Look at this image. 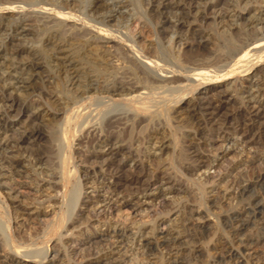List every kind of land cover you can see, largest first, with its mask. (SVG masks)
Segmentation results:
<instances>
[{
  "label": "bare ground",
  "instance_id": "6f19581e",
  "mask_svg": "<svg viewBox=\"0 0 264 264\" xmlns=\"http://www.w3.org/2000/svg\"><path fill=\"white\" fill-rule=\"evenodd\" d=\"M201 1H203V0H201ZM219 1L218 0H212V1L209 0L207 2L205 1L206 3H204V5H199V6L196 5L197 7L196 6H188V8H186V6L184 7V5L183 6L178 5L179 3L177 5H176V3L172 4V3H170V1H169V3L163 2V4H161L162 10H164L166 12V14H165V17L160 22L161 23L160 35L163 36L165 40H167L168 50H170L169 52L173 53V55L175 56V59L177 60L176 62H179L181 67L185 69V72H183L181 74H177L176 71H172L171 69H170V71L169 70L165 71L164 70L165 66H161L162 63L160 65L158 63L156 57H155L156 58L155 60H154V58L153 59H151V57L149 58V56L144 58V55H142V57H141V54L139 52H136L134 50H130V51H127V53L129 52V54L126 55V58L124 57L125 59L123 60L124 61L123 63L134 65L135 67H137L141 71L142 75H144V83L143 84L139 83L140 81L137 82V80H133L130 77L129 78L126 77L125 75L127 73L126 74L124 73L125 75H122V73H121V77L120 78L118 77V79L111 78V77H110L111 78L110 79L107 77V78L103 79L101 82L97 77H95V78H92L93 80H91V79H90L91 81L89 80L90 83H89L86 91L85 92L82 91L83 93L79 94L80 99L82 101V104L81 105L77 104L78 103L77 101L74 104L75 109H76L75 117L74 118L71 117L68 119L69 126H68V128L65 129V135H64L65 136V143L68 141L67 140L69 138L68 135L72 129L71 123H72V125H76L77 120H79V119L83 120V117L88 116L85 120V123L82 124L84 126L83 131L86 134V137H85L86 142L84 141L85 144H83V145L79 144V145L81 147L83 146V148L86 150V152L89 153V156L87 157V159H86V156L83 154L85 159L87 160V164L91 163V166L94 164L99 166L98 171L97 170H93V172H88V171L86 172L85 171V174L83 173L84 176H83V178H81L82 180H79L80 183L76 186L75 192L78 195L80 192V189H82V187H84V185L86 188L88 186V184L91 183L90 181L93 182L92 186L93 185L94 186H93V188L92 187L91 188L94 191L99 189L100 191L104 192L105 198L102 201V203L106 204L105 208L104 209H98L99 202H98V204L91 202L92 208H90L88 213H89L90 219H93L95 221L93 223L94 226H96L95 224H100L102 222H108V225H107L108 228L106 229V232L104 234H105V236H107L109 238V241H111V244L108 243L109 247L106 249V251L99 254L96 258L95 263H93V264H120V263H124L125 262L124 257L127 254L129 255V253H131V252L133 253V251L141 253L144 256V257L142 256V258H144L143 260L148 262L147 264H158V263H161V264L162 263L163 264L164 263L165 264H168V263L169 264H201L200 258H202L201 257L202 256L201 255L202 245L200 242H199L200 244L198 243L199 240L197 241L196 238L198 235H200V232L202 230L207 229V226H206V224L208 223L207 217L205 216L206 215L205 212L200 208H188V209L185 208L182 212H180L178 217L175 216L176 219L173 223L176 224L175 226H177L176 230H175V228H174V230L165 229L168 226V225L166 226V222L160 223L161 225L160 226L158 225L160 228H158V229L154 228L155 230L157 229L156 235L154 234L155 237H150L149 236L150 232H148V233L142 232L138 237H136V235L135 236L132 235L134 233V231L132 233H130L132 231V229L130 230V229L126 228L127 226L122 228V227L117 226V224H116L117 222H115V223L111 222V221H113V220H111V217H110V216H113L112 215V207H111L112 203H114V204L121 203L123 207H128L130 209V211L132 212L131 214L133 215V214H136L137 212H139L143 208L142 206L146 203H150V202L154 203L158 199H161L167 195L170 196L173 194H177V195L181 194V193L184 194L185 192H188V190H189V189L188 190L183 189V187H181L182 185L180 187H176V186L172 185V182L167 175L168 173L166 174L165 171L164 172L160 171L158 174L152 175L151 171H153V170L150 171L149 169H145L143 166V164L145 162H143V160H141V159H138L139 157L136 154L138 146L134 150L133 148L125 145L126 143L124 141H127V140L123 141L122 137L121 138L116 137L115 134H114L115 137L112 136V132H115L116 129L118 131L129 130V132H130V130L136 129V128H143V130H150L148 137H146V141L144 142L146 144V148H145L146 154L145 155L148 158L147 163H149V161L152 159L162 160L163 159L162 157H165V154L169 149V146L167 145L168 141L166 142L165 141L166 138L163 137L165 133L163 132L164 134H161L162 131L158 128L159 125L164 123L167 126L168 124H172L174 122V120L179 124H182L184 121H187V123L190 126H192L191 128L196 129L197 133L202 135L203 140H205V142H207L209 148H211L212 151L214 150V147L217 146L216 152L215 151L213 152L215 154H210V155H213L212 157L210 155L206 156L207 154L206 155H200L201 154L200 151H199L200 154H197L198 151H195L196 154L194 153V156L191 159L192 163L187 165L182 170V171H185L184 174L186 173V176H185L186 178H188V177L191 178L194 176L197 177V175H201V177H202L201 179L203 180L204 183L209 181L212 178H215L216 175L218 176V174L229 165V162L227 161V158L229 157V152L227 150L230 147L239 146V147H241V150L242 149L244 150V149L251 147L252 145H256L259 142L264 145V84H263V81H264V10L259 12V13L256 12L257 14L254 13V10H247V12H245V14L239 13V12L238 13H236V12L231 13V12H228L225 10L221 11L220 6L222 4L220 5L219 3H221V2H219ZM2 2H3V0H2ZM159 2H160V0H159ZM165 2H167V1H165ZM192 2H193V0H192ZM227 2H229V1H227ZM104 3L106 4V1ZM196 3L198 4V2H196ZM4 5H5V3H4ZM5 7H8V6L6 5ZM152 7H153V5H152ZM125 8H126V6H125ZM247 8H248V6H247ZM95 10H96V8H95ZM102 10H104V9H102ZM241 10H242V8H241ZM255 11H257V10L255 9ZM240 12H242V11H240ZM161 14H162V12H161ZM163 15H162V17H163ZM171 15H172V18L170 17ZM115 17H117V16H115ZM191 18L195 22H197V21L200 22L201 26L198 25L199 27H203V25L206 24L207 21L212 20L213 26H215L217 28V30H216L217 33L224 36L226 38L225 40H227V42L233 46V49H228L227 47L222 46L219 43H215V42L213 43L212 42L213 40L211 41V36L207 35L205 32L200 30L201 28L196 29L194 27V25L190 21ZM10 19H11V17H10ZM154 19H155V17H154ZM13 21H15V19ZM5 23H10V22H5ZM23 23H26V22H23ZM212 23L210 25H212ZM22 26H23V24H22ZM128 26H130V25H128ZM130 27L132 28V26H130ZM158 27H160V25ZM3 28H5V27L2 24H0V32L3 31ZM13 29H15V28H13ZM29 29H31V28H29ZM206 29H208V28H206ZM123 30H124V28H123ZM132 30H130V31L133 33ZM127 31H125V32H127ZM3 34L4 33H2V36H3ZM124 35H125V33H124ZM125 36L129 37L128 35H125ZM243 36H245V37H243ZM15 37H17V36H15ZM11 38H13V37L11 36ZM23 38L25 39V37H23ZM51 38H53V37H51ZM130 38H131V36H130ZM19 39H21V38H19ZM26 39H25L24 43L27 41ZM134 40H135V37H134ZM15 41H16V39H15ZM59 41L61 43V40H59ZM101 41H103V40H101ZM129 41H131V40H129ZM135 41H137V39ZM21 42H23V41H21ZM54 42L55 41H53V43ZM19 43H20V41H19ZM103 43H104V41H103ZM137 43H139V41ZM6 44H8V43H6ZM133 44H135V43H133ZM18 45L16 47H18ZM102 45H104V44H102ZM138 45L136 46L137 48L140 47ZM16 47H15V50L13 47L14 51H12V53L9 54L10 56L20 55L22 53V51H17ZM25 47H27V44ZM142 47H141V49H142ZM50 48L52 49V47H50ZM223 48H225V49H223ZM22 49H24V48H22ZM54 49H53V51H54ZM64 49H66V48H64ZM105 49H108V48H105ZM222 49L224 51L226 50L227 52H224ZM148 50H150V49H148ZM46 51H47V49H46ZM58 51H59V49H58ZM24 52H26V51H24ZM28 52H30V51H28ZM49 53H50V50H49ZM5 55H4V57H5ZM7 55H8V53H7ZM104 55H105V53H104ZM108 55H109V53H108ZM108 55H106V56H108ZM154 55L152 54L151 56H154ZM55 56H57V55H55ZM112 56H113V54H112ZM21 57H22V55H21ZM157 57H158V54H157ZM3 58H2V60H3ZM5 58H7V57H5ZM10 58H12V57H10ZM65 58H66V56H65ZM62 59H60V61ZM11 60H14V59H11ZM22 60H23V58H22ZM25 60L27 62V59H25ZM103 60L105 61L104 58H103ZM120 60H122V59H120ZM172 60H174V59H172ZM107 61H110V60L107 59ZM33 62H34V60H33ZM37 62L39 63V60ZM58 63L60 64V62H58ZM9 64H11V63H9ZM35 64H37V63H35ZM75 64H77V63H75ZM110 64H111V62H110ZM165 64L167 66V63H165ZM0 65H4V64L0 63ZM31 66L33 67V64ZM49 66H50L49 68H51V65H49ZM121 66H123V65H121ZM40 67H41V65H40ZM64 67H66V66H64ZM70 68H71V66H70ZM115 69H116V67H115ZM45 70H46V68H45ZM106 70H108V68ZM135 70H137V69H135ZM6 71L7 70L5 69V72ZM30 71H31V67H30ZM30 71L28 70L29 73H30ZM75 71H76V69H75ZM103 71H104V69H103ZM16 72H18V71H16ZM4 73H3V75L6 74V73L5 74ZM135 73H137V72H135ZM26 74H27V72H26ZM31 74H29V75H31ZM43 74L44 73H42V75ZM9 75H10V73H9ZM17 75H18V73H17ZM17 75H16V77H17ZM36 76H38V75H36ZM167 76H169V77H167ZM60 77H62V76H60ZM140 77L142 78L143 76H140ZM10 78H12V76ZM23 78H24V76H23ZM31 78L29 77V78H24V79H26V81L28 83H30V85H31L33 82V81L30 82ZM47 78L48 77H46V79ZM53 79L54 78L52 77V80ZM74 79H75V77H74ZM139 80H140V78H139ZM43 81L41 84H43ZM36 82H38V81H36ZM48 82L50 84V81H48ZM74 82H73V84H74ZM239 82L241 83V85L239 84ZM79 83H81V82L79 81ZM51 84H52V82H51ZM24 85H26V84H24ZM35 85H37V83ZM53 85H55V84H53ZM239 85H240V87H239ZM31 88L32 87H30V89ZM38 88H37V90H38ZM40 88H43V86H40ZM73 88H74V86H73ZM80 88H82V87H80ZM23 89H29V88L28 87H20L19 82L16 83V81H15V83L14 82L12 83V81H11V83H9L8 78H3L2 80H0V183L3 182L4 185L2 183V186H5V187H7L8 184L12 183V181L14 179H17V178H15L16 176H22V175L26 174L27 173V171H26L27 167L28 168L33 167L32 169L36 168L38 165L40 167V164H42V160H43L41 158L35 159L33 157L32 151H30L29 148L27 149V146H34V144L36 142H38L39 140L42 139L41 134L39 132L40 129H37L36 123L41 119H45V117H47V115H46V113L45 114L42 113V110L40 109L37 102H32V104H30V106L28 105L29 107H25L23 105V103H22L23 100L21 99L22 97H24L23 96L24 94L22 91ZM43 90H44V88H43ZM46 90L44 91V93L46 92ZM69 90H71V89H69ZM30 91H32V90H30ZM53 93H54V91H53ZM78 93H80V92H78ZM41 94H42V92L40 93V95ZM74 94H76V92ZM26 96H27V94H26ZM53 96H55V95H53ZM47 101H49V100H46V103H47ZM237 101H240L239 103H241L243 108L239 112H236L234 114H231V115L227 114L225 111L227 110L228 106L231 103H236ZM72 107H74V106H72ZM43 111H45V110H43ZM12 113L16 114V116H17L16 120L11 119ZM70 113H71V111H70ZM94 116H95V118H97V120H100V121L102 120V122L104 120H108L107 125L104 122V124L106 126L105 130H103L101 123H98L97 120H94L95 119ZM23 117H25V118L28 117L27 121L24 120ZM128 122H130V123L133 122V123H131V125H129ZM20 124H22L21 127H19ZM189 125H188V127H189ZM80 126H81V124H80ZM174 126H176V125H174ZM174 126H172L171 128H173ZM103 131L105 132L104 133L105 135L102 134ZM163 131H164V129H163ZM16 132L21 133L19 135V137H17V138L14 137V135L17 134ZM124 134H125V132H124ZM127 134H129L128 131H127ZM165 136H167V133L165 134ZM182 136H184V135H182ZM195 136H196V134H195ZM236 137L241 138V139L239 138L240 139L239 142H237ZM136 138H133V139L136 140ZM124 139H125V137H124ZM199 139H201V138L199 137ZM188 140H189V138H188ZM184 141L185 140H183V142ZM130 142H132V141H130ZM139 142H138V145H139ZM180 142H181V140H180ZM204 144H206V143H204ZM191 145H188V146H191ZM184 147H185V144H184ZM70 149H71V147H70ZM198 149L199 148H197V150ZM203 150L205 151V149H203ZM8 151H15L18 154L16 155V153H15L16 156H14L13 154H12L13 156L12 155L9 156L7 154ZM168 153H169V151H168ZM189 154H190V152H189ZM121 156H122V159H119V157H121ZM146 156H145V160L147 159ZM261 158L258 161L262 164V165L261 164L260 165L263 166L264 165V159H261ZM164 160H165V158H164ZM241 163L236 162L232 166L230 165L231 166L230 169L240 168ZM87 168H89V167L87 166ZM181 168H183V167H181ZM48 169H49V167H48ZM150 169H152V167ZM260 169H261V167H260ZM4 170L6 172H4ZM45 170H42V172H41L42 176L49 173L48 171H45ZM65 170H63V176H64L63 178H64V181L67 180L68 182H69V179H71V177H73V174L76 176L78 171H79L78 169L75 168L74 171H72V172L68 171V173H66ZM263 170H264V168H263ZM53 175L54 174H52V176ZM187 175H188V177H187ZM238 175L234 176L232 174H227L226 176H223L220 179V181L216 184V188H214V190L212 191L214 193V195H216V196L220 195L224 203L226 202L227 204L231 205L235 201H239V202L241 201V202H243V207L241 206L242 207L241 209L225 214V216L221 219L222 221L220 222V225H221L222 229H220V230H221V233L223 234L222 236L224 238H220L217 240L214 239L216 241L213 240L214 243L212 244L213 248L211 250L212 255L210 256L211 264H264V257L257 255L255 253V251H253L254 249H256L257 246H259V247L262 246L261 248L264 247V199H263L264 197L262 198L263 199L262 200L260 198L262 196L259 197V195H257L258 193L256 194V190H261V193H262V191L264 192V171H260L258 173H255L253 177H251L250 179H247V180L242 179ZM54 176L57 177L56 175H54ZM58 176H60V175H58ZM45 177H46V175H45ZM48 177L49 176L47 175V178ZM96 179H101V181H102L101 183L97 184L99 186L95 185L96 182L94 180H96ZM199 183H200V181H199ZM214 183H216V182H214ZM58 186H59V184H58ZM64 187L65 188H64L62 193H63V203L65 204L66 200H67V196H68V185H67V183ZM41 188H38V189H41ZM57 188H58L57 185H53V187H51L52 190H56ZM6 189H7L6 192L10 196L12 195V193L14 194V191H16V190L11 189V187L9 189L7 187ZM58 194H59V192H58ZM195 196H193V198H195ZM12 197L13 196H11V198ZM17 197H18V194L15 198H17ZM78 198L80 200L79 195H78ZM198 198H199V194L197 197V201H198ZM200 198H201V196H200ZM0 199L1 200L3 199V194H1V192H0ZM180 199H183V198H180ZM215 199H217V197H215L213 200H211L214 207L217 206V202H216L217 200L215 201ZM53 200H54V198H53ZM163 200H164V198H163ZM193 200L195 201V199H193ZM83 201H85V200H83ZM159 202H157V203H159ZM183 202H185V201H183ZM157 203H155V204H157ZM2 204H3V201H2ZM192 205L193 204H191L190 206H192ZM185 206H188V205H185ZM190 206H188V207H190ZM194 207H195V204H194ZM17 208H19V207H17ZM203 208H204V206H203ZM204 210H205V208H204ZM222 210H223L222 212H224V209H222ZM28 211H30V210H28ZM176 211H177V209L175 210V213H176ZM212 212H215V210ZM16 213H21L20 209L17 210ZM25 213H27V211ZM45 213H46L45 211L42 212V211L35 210L34 214L32 213L31 215H32V217L34 216L36 218H40L42 215H45ZM6 215L7 216L5 219L6 220L10 219V223H12L11 222V220H12L11 219V217H12L11 216V210H10L9 206H8V210L6 212ZM18 215L20 217V214H18ZM22 215H24V214H22ZM102 215L104 217L103 218L104 220L103 219L100 220V216H102ZM214 216H216V215H214ZM208 217L210 219L211 215L209 214ZM63 219H64V217L62 216L61 221L65 220V219L64 220ZM86 222H87V220H86ZM217 222H216V224H217ZM21 225H23V224H21ZM23 227H21V228H23ZM98 227H99V225H98ZM161 227H163V228H161ZM0 230H2L1 232H3V226L1 224H0ZM147 230H148V228H147ZM152 230H153V228H152ZM204 232H206V231H204ZM23 235H24V233H23ZM201 236L202 235H200L199 238ZM204 236H206V235H204ZM26 237H29V236H26ZM35 237L36 238H34V239L30 238L25 242L20 241L21 244L18 243L19 245H18L17 249L15 250L16 251L15 252L16 257H13V256L11 257V255L5 257V263L4 264H21L22 261L16 260L17 256H18V258L20 256H22L20 253L21 250H23L26 253L24 255V257L29 258V259L20 258L21 260H23V261L27 260L26 261L27 264H37L36 258L41 256L40 250L42 248L38 246L39 242H40L39 238H37V236H35ZM5 238H7V236ZM8 239L7 240L5 239V241L13 242L12 241L13 239L12 240L11 239L8 240ZM191 241H194V242H191ZM195 241H197V242H195ZM42 243H43V241H42ZM43 244H45L44 246H46V242ZM77 244H75V245H77ZM129 245H131V246H129ZM261 248L260 249L257 248L256 250L261 252L260 251ZM119 249H121V253L123 252L122 253L123 255H121ZM48 250H49V245H48ZM117 250H119V251L116 253ZM44 252H48V251H44ZM4 256H6V254ZM135 256H136V254H135ZM37 261H40V260H37ZM132 261H134V260H132ZM132 261H130V262H132ZM51 263H52V261H51ZM89 264H92V263H89Z\"/></svg>",
  "mask_w": 264,
  "mask_h": 264
},
{
  "label": "rangeland",
  "instance_id": "374dc122",
  "mask_svg": "<svg viewBox=\"0 0 264 264\" xmlns=\"http://www.w3.org/2000/svg\"><path fill=\"white\" fill-rule=\"evenodd\" d=\"M105 1H106V4L104 3ZM165 1H167V2H165ZM169 1L172 4L176 3V5H177L179 3L178 5H181V6L184 5V7L186 6V8H188V6L204 5V3H206L209 0H203V1L193 0L194 3L192 2V0H160V2H159V0L158 1L157 0H100V1L99 0H3V2H2V0L0 1V18L2 19V20L0 19V24H2L5 27V28H3V31H1L2 33H4L3 36H2V33L0 32V38H1L0 39V56H1L0 57V63L4 64V65H0L1 66L0 67V76H1L0 80H2L3 78H8L9 83H11V81H12V83L13 82L15 83V81H16V83L19 82L20 87H28L29 89H23L22 90L23 94H24L23 95L24 97L21 98L23 100L22 101L23 105L25 107H29L30 104H32V102H37L40 109L42 110V113L43 114L46 113V115H47V117H45V119H41L36 123L37 129L41 130V131L39 130V132L41 134L42 139L39 140L38 142H36L34 144V146H27V149L29 148V150L32 151L33 157L35 159H40V158L43 159L42 164H40V167H39V165L37 166L39 169L37 167L34 169H32L33 167L32 168L27 167L28 169L26 168V171H27L26 174H24L22 176H16L15 178H17V179H14L12 181L13 184L10 183L7 185L8 189L11 187V189L17 191V192L14 191V194L12 193V195H11V196H13L12 198L6 192L7 187L2 186L3 182L0 183V192H1V194H3V199L2 200L0 199L1 200L0 201V224L3 226V232H1L2 230H0V232H1L0 233V264L5 263V257H7V256L11 255V257L12 256L16 257V253H15L16 251L15 250L17 249V247L19 245L18 243L21 244L22 241L25 242L30 238L34 239V238H36L35 236H37V238H39L40 242H39L38 246L42 248L40 250L41 256L36 258L37 264L39 262L41 264H52V263L53 264H89V263L93 264V263H95L97 256L99 254L103 253L104 251H106V249L109 247V244H111V241H109V238L107 236H105V234H104L106 232V229L108 228L107 227L108 222H102L100 224H95L96 226H94L93 223L95 221L93 219H90V216L88 213L90 208H92L91 202H93L95 204L96 203L98 204V202H99L98 209H104L105 208L106 204L102 203V201L105 198L104 192L100 191L99 189L94 191L92 189L94 186V185L92 186V184H93L92 181H90L91 183H89L88 186L86 185L87 186L86 188L84 185V187H82V189H80V192L78 194L80 197V200L78 198V195L75 192V188L80 183L79 180H82L81 178H83L85 171L86 172L87 171L93 172V170L98 171V168H99L98 165L94 164L91 166V163L87 164L86 159L89 156V153L86 152V150L83 148V146L82 147L80 146V145L85 144V142H86V138H85L86 134L83 131L84 126L82 124L85 123V120L88 116L83 117V120L82 119L77 120L76 125H72V123H71L72 129H71V132H69V135H68L69 138L67 139L69 142L67 141L66 142L67 144L65 143V136H64L65 135V129L68 128V126H69L68 119L71 117L72 118L75 117V112H76L75 105H74L75 102L77 101L78 102L77 104H79V105L82 104V101L80 99L79 94H82L83 92L86 91L90 81L93 80L92 78L97 77L101 82L103 79H105L107 77L118 79V77L119 78L121 77V73H122V75H125L127 73L125 75L126 77H128V78L130 77L133 80H137V82L140 81L139 83H141V84L144 83V75H142L141 71L137 67H135L134 65L123 63L124 62L123 60L126 58V55L129 54V52L127 53V51L134 50L136 52H139L141 54V57H142V55H144V58H146L148 56H149V58L151 57V59L154 58V60L157 58L158 63L160 65L162 63L161 66H165V69H164L165 71H167V70L170 71V69H171L172 71H176L177 74H181V73L185 72V69L181 67L179 62H176L177 60L175 59V56L173 55V53L169 52L170 50H168L167 40H165L164 37L160 35V32H161V23L160 22L165 17V14H166V12L164 10H162L161 4H163V2L169 3ZM195 1L198 2V4ZM227 1H229V2H227ZM219 2H221V3H219L220 5L221 4L223 5V6L222 5L220 6L221 11L225 10V11H228L231 13H234V12L238 13L239 12V13L245 14V12H247V10H254V13L257 14V13L264 10V7H263L264 6V0H260V1L259 0H220ZM4 3H5V5H4ZM6 5L8 7H5ZM124 5L126 6V8ZM152 5H153V7H152ZM247 6L249 9L247 8ZM95 8H96V10H95ZM241 8H242V10H241ZM102 9H104V10H102ZM255 9L257 11H255ZM240 11H242V12H240ZM161 12H162V14H161ZM162 15H163V17H162ZM115 16H117V17H115ZM10 17H11V19H10ZM154 17H155V19H154ZM170 17L172 18V15ZM13 18L15 19V21H13L14 20ZM190 21L192 22V24L194 25V27L196 29L201 28L200 30L205 32L207 35L211 36V41L213 40L212 41L213 43L214 42L219 43L220 45L225 46L228 49H233V46L230 43H228L227 40H225L226 38L217 33V31H216L217 28L215 26H213L212 20L211 21L209 20L210 22L207 21L206 24L203 25V27H199L198 25L201 26L200 22H198V21L195 22L192 18ZM5 22H10V23H5ZM23 22H26V23H23ZM211 23H212V25H210ZM22 24H23V26H22ZM128 25L132 26V28ZM159 25H160V27H158ZM13 28H15V29H13ZM29 28H31V29H29ZM123 28H124V30H123ZM206 28H208V29H206ZM129 29L130 30L133 29L132 30L133 33ZM125 31H127V32H125ZM124 33H125V35H128L129 37L125 36ZM11 36L13 38H11ZM15 36H17V37H15ZM50 36L53 37L54 39L51 38ZM130 36H131V38H130ZM23 37H25V39L28 37L29 39L27 38L26 39L27 41L24 43L25 39ZM101 37L102 38L104 37V38L102 39ZM134 37H135V40L137 39V41L134 40ZM243 37H245V36H243ZM19 38H21V39H19ZM15 39H16V41H15ZM59 40H61V43ZM101 40H103L104 43ZM129 40H131V41H129ZM19 41L21 44L19 43ZM21 41H23V42H21ZM53 41H55L54 42L55 44L53 43ZM138 41H139V43H137ZM6 43H8V44H6ZM133 43H135V44H133ZM16 44L17 45L19 44L20 46L18 45V47H16L17 46ZM26 44H27L28 48L25 47ZM102 44H104V45H102ZM137 45L140 47L137 48L136 47ZM47 46L49 48L52 47V49L51 48L49 49ZM13 47H14V50L16 47L17 51H22V53L20 55L10 56L9 54L12 53V51H14ZM141 47H142V49H141ZM22 48H24V49H22ZM64 48H66V49H64ZM105 48H108V49H105ZM46 49L48 52L46 51ZM53 49H54V51H53ZM58 49H59V51H58ZM148 49H150V50H148ZM223 49H225V48H223ZM49 50H50V53H49ZM24 51H26V52H24ZM28 51H30V52H28ZM224 52H227V51L225 50ZM7 53H8V55H7ZM104 53H105V55H104ZM108 53H109V55H108ZM112 54H113V56H112ZM152 54L153 55L155 54V55L151 56ZM157 54H158V57H157ZM4 55L7 58H5ZM21 55H22V57H21ZM55 55H57V56H55ZM106 55H108V56H106ZM65 56H66V58H65ZM10 57H12V58H10ZM2 58H3V60H2ZM15 58L16 59L18 58V59L16 60ZM22 58H23V60H22ZM103 58L105 59V61L103 60ZM11 59H14V60H11ZM25 59H27V62ZM60 59H62V60L60 61ZM107 59L110 61H107ZM120 59H122V60H120ZM172 59H174V60H172ZM33 60H34V62H33ZM38 60H39V63L37 62ZM58 62H60V64ZM110 62H111V64H110ZM9 63H11V64H9ZM35 63H37V64H35ZM75 63H77V64H75ZM117 63L118 64L120 63V64L118 65ZM165 63H167V66ZM32 64H33L34 68L31 66ZM40 65H41V67H40ZM49 65H51V68H49L50 67ZM121 65H123V66H121ZM64 66H66V67H64ZM70 66H71V68H70ZM6 67L7 68L9 67V68L7 69ZM30 67H31V71H30ZM115 67H116V69H115ZM45 68H46V70H45ZM107 68H108V70H106ZM5 69L7 70L6 72H5ZM75 69L77 72L75 71ZM103 69L105 72L103 71ZM135 69H137V70H135ZM28 70L30 71V73L28 72ZM16 71H18V72H16ZM8 72L10 73V75ZM26 72H27V74H26ZM135 72H137V73H135ZM3 73L5 75H3ZM17 73H18V75H17ZM28 73L29 74L32 73V74L29 75ZM42 73H44V74L42 75ZM16 75L19 79L16 77ZM36 75H38V76H36ZM59 75L62 77H60ZM139 75L143 76L142 77L143 79ZM11 76H12V78H10ZM23 76H24V78H29V77L31 78L32 77L31 81H30V82L33 81L32 84L30 85V83H28L26 81V79L23 78ZM46 77H48V78L46 79ZM52 77L55 80L54 79L52 80ZM74 77H75V79H74ZM167 77H169V76H167ZM139 78H140V80H139ZM36 81H38V82H36ZM42 81H43L44 85L41 84ZM48 81H50V84ZM79 81L81 83H79ZM51 82H52V84H51ZM73 82H74V84H73ZM36 83H37V85H35ZM24 84H26L27 86ZM53 84H55V85H53ZM239 84L241 85L240 82H239ZM263 84H264V81H263ZM240 85H239V87H240ZM40 86H43L44 90H43V88H40ZM73 86H74V88H73ZM30 87H32V88L30 89ZM80 87H82V88H80ZM37 88H38V90H37ZM69 89H71V90H69ZM30 90H32V91H30ZM45 90L47 93L46 92L44 93ZM53 91H54V93H53ZM41 92L43 94V95L41 94L42 96L40 95ZM75 92H76V94H74ZM78 92H80V93H78ZM25 93L27 94V96ZM53 95H55L56 97ZM46 100H49V101H47V103L49 105L46 103ZM239 102L240 101H237L236 103H231L225 112L227 114H230V115L234 114L236 112H239L243 108L241 103H239ZM72 106H74V107H72ZM43 110H45V111H43ZM70 111H71V113H70ZM27 118L23 117V119L26 121H27ZM94 118H95V116H94ZM11 119L12 120L17 119V116L15 113L11 114ZM94 120H97V118H95ZM107 121L108 120H104L102 122V120L101 121L97 120L98 123L102 124L103 130H105V128H106L104 122L107 125ZM131 123H133V122H131ZM131 123L128 122L129 125H131ZM80 124H81V126H80ZM174 125H176V126H174ZM188 125L189 124L187 123V121H184L182 124H179L175 120L172 124H168L167 126L164 123L160 124L158 128L162 131L161 134L167 133V136H165V134H164L163 137L166 138L165 139L166 142L168 141L167 145L169 146V149H168L169 153L167 151L165 154V157H162L163 158L162 160L152 159L153 161L150 160L149 163H147L148 158L145 155L146 154L145 153L146 152L145 151L146 150L145 149L146 144L144 142L146 141V137H148L150 130H143V128H136V129L130 130V132H129V130H127L129 134H127V131H118L117 129L115 130V132H112L113 137H115L114 136V134H115L116 137H120V138L122 137L123 141L127 140L128 142L124 141L126 143V144L124 143L126 146L131 147L134 150L138 146L137 153H136L139 157L138 159H141V160H143V162H145L143 164L145 169H149L150 171L153 170V171H151L152 175H156L160 171L161 172L165 171L166 174L168 173L167 175L170 178L172 185H174L176 187H180L182 185L181 187H183V189H187V190L189 189V190H188V192H185L184 194L181 193L178 195L177 194H173L170 196L167 195V196H165L166 198L163 197L165 201L163 200V198H161V199H158L154 203H151V202L146 203L142 206L143 208L139 212H137L136 214H133V215L131 214L132 212L130 211V209L128 207H123L121 203H118V204L112 203L111 207H112V215L113 216H110V217H111V220H113V221H111V220L110 221L112 223L117 222L116 224L119 227L123 228V227L127 226L126 228H128L130 230L132 229V231L130 233H132L134 231V233L132 235H134V236L136 235V237H138L142 232H146V233L150 232L149 236L155 237L157 229L160 228L159 227L161 225L160 223L166 222V226L167 225L168 226L165 229L174 230V228H175V230H176L177 226H175L176 224H174L173 222L175 221L176 217L179 216L180 212H182L185 208H187V209L188 208H200L205 212V214H206L205 216L207 217L208 223L206 224L207 229L202 230L200 232V235H202V236L199 238L200 235H198L196 240L197 241L199 240L198 243L200 242L202 245V253H201L202 258H200L201 264H211L210 256L212 255L211 254V250L213 248L212 244L217 239L224 238L222 236L223 234L221 233V230H220V229H222V227L220 225V222L222 221L221 219L225 216V214L232 212V211H235V210H239L243 207V202H241V201L240 202L235 201L233 204H231L232 206L227 204L226 202L224 203L221 196L220 195H218V196L214 195V193L212 191L214 190V188H216V184L220 181V179L223 176H226L227 174H232L234 176L239 174L238 175L239 177L247 180V179H250L251 177H253L255 173H258L260 171H264L263 170L264 165L261 166L262 164L258 161L261 157H262L261 159H264V145L259 142L256 145H252L251 147L244 149V150L243 149L241 150V147H239V146L230 147L227 150L229 152V157L227 158V161L229 162V165L227 166L228 168L226 167L224 170H222L218 174V176L216 175L215 178L210 179L209 180L210 182L207 181L204 183L203 180L201 179L202 178L201 175H197V177L194 176L191 178H189L187 175L188 178H186L185 177L186 173L184 174L185 171H182V170L187 165L192 163L191 159L194 156L195 151H198L197 154H200V152H201L200 155H206L207 154L206 156H209L210 154H215L213 152L214 151L216 152L217 146H215L214 150L212 151V149L209 148L207 142H205V140H203L202 135L197 133L196 129L191 128L192 126L189 125V127H188ZM21 126H22V124H20L19 127H21ZM172 126H174V127L171 128ZM162 128L164 129V131ZM124 132H125V134H124ZM16 133L17 134L14 135L15 138L19 137V135L21 134L20 132H16ZM104 133L105 132L103 131L102 134L105 135ZM195 134L197 137L195 136ZM182 135H184V136H182ZM124 137H125V139H124ZM199 137L201 139H199ZM133 138H136V140ZM188 138H189V140H188ZM236 138H237V142H239L241 139L240 137H236ZM180 140H181V142H180ZM183 140H185L186 142L185 141L183 142ZM130 141H132L133 143ZM138 142H139V145H138ZM183 143L185 144V147H184ZM204 143H206V144H204ZM188 145H191V146H188ZM70 147H71V149H70ZM197 148H199V149L197 150ZM203 149H205V151ZM80 151L81 152L83 151V152L81 153ZM189 152H190V154H189ZM15 153H16V155L18 154L15 151H8L7 152V154L9 156H11L12 154L14 156H16ZM83 154L86 156V159H85ZM140 155L141 156L143 155V156L141 157ZM144 155L147 158L146 160H145ZM210 156L212 157L213 155H210ZM164 158H165V160H164ZM119 159H122V156L119 157ZM236 162H239V163L242 162L240 168L230 169V167ZM87 166L89 168H87ZM48 167L50 170L48 169ZM151 167H152V169H150ZM181 167H183V168H181ZM260 167L262 170L260 169ZM75 168L79 170L77 175L75 176L73 174V177H71V179H69V182L67 180L64 181L63 170L66 169L65 171H66V173H68V171L69 172L74 171ZM42 170L48 171L50 174L49 173L45 174L46 177H45V175L42 176L41 175ZM4 172H6V171L4 170ZM52 174L56 175L57 177H55L54 175L52 176ZM47 175L49 176L48 178H47ZM58 175H60V176H58ZM94 181L96 182L95 185L102 182L101 179H96ZM199 181L201 184L199 183ZM214 182H216V183H214ZM66 183L68 185V196H67L66 203L64 204L62 192L65 188L64 186L66 185ZM58 184H59V186H58ZM3 185H4V183H3ZM53 185H57L58 188L56 190H52L51 187H53ZM97 186H99V185H97ZM38 188H41V189H38ZM58 192L60 195L58 194ZM17 194H18V197L15 198L17 196ZM198 194H199V198L197 201ZM256 194L259 195V197L262 196V197H260L261 199L264 197V192L262 191V193H261V190H256ZM193 196H195V198H193ZM200 196H201V198H200ZM215 197H217V199H215V201L217 200L216 201L217 202L216 207H214L212 202H211V200H213ZM53 198H54V200H53ZM180 198H183V199H180ZM193 199H195V201L197 203ZM83 200H85V201H83ZM2 201H3L4 205L2 204ZM183 201H185V202H183ZM157 202H159V203H157ZM155 203H157V204H155ZM191 204H193V205L190 206ZM194 204H195V207H194ZM185 205H188L190 207L185 206ZM8 206L11 210V216H12L11 222L12 223H10V219H8V220L5 219L7 216L6 212L8 210ZM203 206H204L206 211L204 210ZM17 207H19V208H17ZM19 209H20L21 213H16V211ZM176 209H177V211L175 213ZM222 209H224V212H222L223 211ZM28 210H30V211H28ZM35 210L42 211V212L45 211L46 213H45V215H42L40 218H36L34 216L32 217L31 214L32 213L34 214ZM214 210L216 213L212 212ZM26 211H27V213H25ZM18 214H20V217ZM22 214H24V215H22ZM209 214L211 215V218H210L211 220L208 217ZM214 215H216V216H214ZM62 216L65 219V220L63 219L64 221H61ZM103 218H104L103 215L100 216V220H102ZM86 220H87V222H86ZM216 222L218 225L216 224ZM21 224H23V225H21ZM98 225H99V227H98ZM21 227H23V228H21ZM147 228H148V230H147ZM152 228H153V230H152ZM154 228H157V229L155 230ZM161 228H163V227H161ZM204 231H206V232H204ZM23 233H24V235H23ZM204 235H206V236H204ZM6 236H7V238H5ZM26 236H29V237H26ZM8 238L11 240L13 239L12 240L13 242L5 241V239L7 240ZM214 239H216V240H214ZM42 241H43V243L46 242V246H44L45 244H43ZM197 241H195V242H197ZM191 242H194V241H191ZM75 244H77V245H75ZM48 245H49V250H48ZM129 246H131V245H129ZM261 247L262 246H260V247L257 246L256 249L257 248L260 249ZM256 249H254L253 251H255V253L257 255L264 257V247L261 248V250H260L261 252H259ZM119 250L121 253V249H119ZM119 250H117L116 253ZM44 251H48V252H44ZM20 253L22 256H20L19 258L17 256L16 260L22 261L21 264H27V262H26L27 260L23 261L20 259V258L29 259V258L24 257V255L26 253L23 250H21ZM122 253H121V255H123ZM5 254H6V256H4ZM135 254H136V256H135ZM129 255L127 254L124 257L126 263L124 262V263H120V264H132V263L133 264H136V263L137 264H144L145 262H146L145 264L148 263L147 261L143 260L144 258H142L143 255L141 253L133 251V253L131 252V253H129ZM37 260H40V261H37ZM132 260H134V261H132ZM51 261H52V263H51ZM130 261H132V262H130ZM158 264H161V263H158Z\"/></svg>",
  "mask_w": 264,
  "mask_h": 264
}]
</instances>
